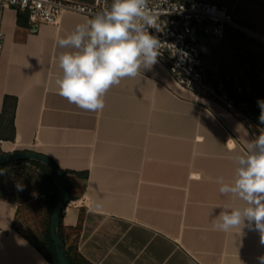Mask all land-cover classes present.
<instances>
[{
    "label": "crops",
    "instance_id": "1",
    "mask_svg": "<svg viewBox=\"0 0 264 264\" xmlns=\"http://www.w3.org/2000/svg\"><path fill=\"white\" fill-rule=\"evenodd\" d=\"M88 20L66 11L55 24L27 27L17 10L3 11L5 151L36 152L69 172L64 233L78 235L91 264H260L264 244L254 225L213 228L221 207L245 206L221 195L217 178L234 179L233 157L253 135L222 102L179 87L159 62L111 87L102 110L70 104L56 84L58 55L70 49L57 41ZM18 217L19 204L0 195V264H50L17 228Z\"/></svg>",
    "mask_w": 264,
    "mask_h": 264
},
{
    "label": "clouds",
    "instance_id": "2",
    "mask_svg": "<svg viewBox=\"0 0 264 264\" xmlns=\"http://www.w3.org/2000/svg\"><path fill=\"white\" fill-rule=\"evenodd\" d=\"M148 5L149 0H112L110 8L58 39V48L70 49L58 55L62 76L56 84L61 97L83 110H102L103 97L111 87L157 62L160 42L149 32L157 25ZM258 104L259 121L264 124V101ZM233 160L235 177L229 182L218 177L219 193L236 197L245 206L221 207L213 228L227 233L254 225L264 244V135L248 143L246 152ZM259 259L264 264V256Z\"/></svg>",
    "mask_w": 264,
    "mask_h": 264
},
{
    "label": "rangeland",
    "instance_id": "3",
    "mask_svg": "<svg viewBox=\"0 0 264 264\" xmlns=\"http://www.w3.org/2000/svg\"><path fill=\"white\" fill-rule=\"evenodd\" d=\"M201 1L226 7L236 24L223 38L210 39L205 45L203 62L210 99L231 104L241 121H250L254 128L264 132V124H259L258 104L264 101V0ZM43 177V171L30 163L0 171V193L19 204L17 228L41 244L50 220L39 192Z\"/></svg>",
    "mask_w": 264,
    "mask_h": 264
},
{
    "label": "built area",
    "instance_id": "4",
    "mask_svg": "<svg viewBox=\"0 0 264 264\" xmlns=\"http://www.w3.org/2000/svg\"><path fill=\"white\" fill-rule=\"evenodd\" d=\"M111 3L112 0H0V14L6 9L27 11L30 25L37 27L57 23L66 11L91 19L110 8ZM148 6L155 15L158 29L149 28L150 34L160 42L157 62L179 87L191 92L196 99H210L203 62L205 45L210 39L223 38L228 27L235 28L233 15L224 6L201 0H149ZM5 40V33L0 29V64ZM226 106L232 110L231 104ZM242 123L254 140L264 135L250 121L242 119ZM3 144L0 140V156L7 153Z\"/></svg>",
    "mask_w": 264,
    "mask_h": 264
},
{
    "label": "trees",
    "instance_id": "5",
    "mask_svg": "<svg viewBox=\"0 0 264 264\" xmlns=\"http://www.w3.org/2000/svg\"><path fill=\"white\" fill-rule=\"evenodd\" d=\"M18 24L21 26H27L29 27V16H28V12L27 11H22V10H18ZM232 27H228L226 29L227 30ZM236 31V30H235ZM251 101L255 102L254 99H250ZM259 124L262 125L259 121ZM21 163H30L32 165H35L37 167H39L42 171H43V183L41 184L40 187V198L43 199V201L45 202V205L48 209V213H49V224H48V228H47V232H46V236L41 243L39 242H35L34 240H32L31 238L27 237L25 235V237L27 238V240H29L31 242V244L48 260V262L50 264H59L58 262V258L55 252V248H54V244L51 240V235H50V225H51V220H52V216L54 214V211L59 203L60 200V196H61V191L59 188V184L57 182V180L55 179L53 173L42 163L37 162V161H17V162H13L4 166L0 167V171L7 169L8 167H11L13 165H17V164H21ZM58 166V165H57ZM59 167V166H58ZM60 171L62 172L63 176L65 177V179L67 180V183L69 185L70 188V201L73 200V196L71 194V185L69 180L66 178V174L69 173L67 171L62 170L59 167ZM83 177H87V173H83L81 174ZM6 194V193H5ZM4 193H0V195L3 198H8L10 200L15 201L13 198L7 196V194L5 195ZM81 221V220H80ZM79 230L81 229V223L79 224ZM59 236L60 239L62 240L65 249H66V253L68 256V259L70 261V264H91L88 260H86L79 252H78V247H77V241H78V235L74 238L71 239V237H67L64 233V226H63V222H62V218H61V222H60V226H59ZM71 239V242H70Z\"/></svg>",
    "mask_w": 264,
    "mask_h": 264
},
{
    "label": "water",
    "instance_id": "6",
    "mask_svg": "<svg viewBox=\"0 0 264 264\" xmlns=\"http://www.w3.org/2000/svg\"><path fill=\"white\" fill-rule=\"evenodd\" d=\"M37 161L44 164L54 175L55 179L59 184L61 196L59 203L52 216L50 225L51 240L54 244L55 252L58 258L59 264H70L68 259L65 246L59 236V226L64 210L70 203V188L67 180L63 176L59 167L49 157L31 151H20L13 153H6L0 156V167L17 162V161Z\"/></svg>",
    "mask_w": 264,
    "mask_h": 264
},
{
    "label": "bare ground",
    "instance_id": "7",
    "mask_svg": "<svg viewBox=\"0 0 264 264\" xmlns=\"http://www.w3.org/2000/svg\"><path fill=\"white\" fill-rule=\"evenodd\" d=\"M7 147H8V144L5 145V148H7Z\"/></svg>",
    "mask_w": 264,
    "mask_h": 264
}]
</instances>
